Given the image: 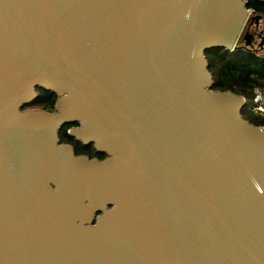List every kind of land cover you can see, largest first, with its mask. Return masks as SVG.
<instances>
[{"label":"water","instance_id":"95a60500","mask_svg":"<svg viewBox=\"0 0 264 264\" xmlns=\"http://www.w3.org/2000/svg\"><path fill=\"white\" fill-rule=\"evenodd\" d=\"M248 2L0 0V264H264V126L206 57Z\"/></svg>","mask_w":264,"mask_h":264},{"label":"trees","instance_id":"16d2710c","mask_svg":"<svg viewBox=\"0 0 264 264\" xmlns=\"http://www.w3.org/2000/svg\"><path fill=\"white\" fill-rule=\"evenodd\" d=\"M248 8L255 11V14L261 15V25L264 30V0H249ZM238 45H246L244 36L240 37ZM251 46H253L252 43L246 45V48L233 51L224 47H215L206 51V57L209 60V70L213 75L214 88L229 89L242 94L247 100L242 109L244 117L256 125L264 126V115L253 110L255 90L264 87V55ZM38 93L37 98L24 108L37 107L52 110L56 94L43 88H38ZM69 125L71 124L64 125L60 131L63 141H70L73 138L68 134L67 126Z\"/></svg>","mask_w":264,"mask_h":264},{"label":"flooded vegetation","instance_id":"af4514ba","mask_svg":"<svg viewBox=\"0 0 264 264\" xmlns=\"http://www.w3.org/2000/svg\"><path fill=\"white\" fill-rule=\"evenodd\" d=\"M261 28V19L257 20H249L248 25L245 28V32L250 33L253 35L252 41H255L256 38H260V34L264 36V30ZM254 45V42H251ZM54 109V106L52 110ZM51 111V110H49ZM73 125H78V123H71V125L67 126V130L69 131V128L72 127ZM69 134V133H68ZM73 137V136H72ZM61 138V137H60ZM62 140V138H61ZM65 143L72 144L74 147V150L76 154H84L88 155L89 157H98L100 159H104L107 156V153L101 152L96 150L95 146L90 143V144H84L83 142L77 140L76 138H71L70 141H63Z\"/></svg>","mask_w":264,"mask_h":264},{"label":"built area","instance_id":"2783aa9c","mask_svg":"<svg viewBox=\"0 0 264 264\" xmlns=\"http://www.w3.org/2000/svg\"><path fill=\"white\" fill-rule=\"evenodd\" d=\"M253 110L256 113L264 115V87L255 90Z\"/></svg>","mask_w":264,"mask_h":264},{"label":"rangeland","instance_id":"374dc122","mask_svg":"<svg viewBox=\"0 0 264 264\" xmlns=\"http://www.w3.org/2000/svg\"><path fill=\"white\" fill-rule=\"evenodd\" d=\"M261 28H263V25H261ZM262 30V29H261ZM252 42H254V45L253 46H251L254 50H257L258 51V53H260V54H262V55H264V45L263 46H261V43H262V38L260 37V38H256V40L255 41H252ZM243 44H245V42L243 43Z\"/></svg>","mask_w":264,"mask_h":264}]
</instances>
